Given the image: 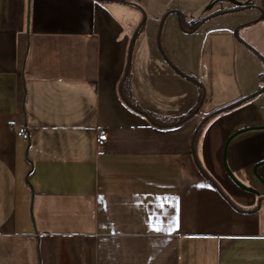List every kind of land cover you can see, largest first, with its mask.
Here are the masks:
<instances>
[{
  "label": "crops",
  "instance_id": "1",
  "mask_svg": "<svg viewBox=\"0 0 264 264\" xmlns=\"http://www.w3.org/2000/svg\"><path fill=\"white\" fill-rule=\"evenodd\" d=\"M209 1L0 0V264H264V127L225 150L258 193L223 164L229 135L264 124V0L223 11L227 0L208 12L223 11L201 24L199 47L183 43L193 31L176 11L202 18L189 9ZM141 22L132 99L166 120L197 103L195 81L205 88L179 124L150 122L120 94ZM237 101L193 146L201 115Z\"/></svg>",
  "mask_w": 264,
  "mask_h": 264
},
{
  "label": "trees",
  "instance_id": "2",
  "mask_svg": "<svg viewBox=\"0 0 264 264\" xmlns=\"http://www.w3.org/2000/svg\"><path fill=\"white\" fill-rule=\"evenodd\" d=\"M248 6H256V5H254L252 0H246L244 2H240L239 4H235L234 8L241 9V8H245V7H248ZM178 12H179V21H180L181 28L186 30V31L193 29L201 21V19L203 18L202 17V18H198V19L188 20L186 18L185 14L182 11H178ZM141 28H142V25L140 26V28L138 29L137 32H139ZM129 74H130V70L128 69L127 74L125 75V73H124L125 76L123 75V78H122V80L120 82V87H119L120 94H121L122 98L125 100V102L129 106H131L134 110L138 111L139 113L143 114L150 122H152L154 124L166 125V126L176 125V124H179V123L189 119L191 116H193L194 114H196L199 111V108L201 106L202 100H203L204 95H205V88H204V86L202 85L201 82L195 81L196 84L198 85V89H199L197 103L189 111H187L186 113L181 114V115H179L177 117H172V118H168V119L164 120V119L159 118L158 115H155V113L141 108L132 99V97L130 96V91H129ZM254 95H255V93L252 94L248 98H251ZM241 102H243V101H237V102H235V103H233L231 105L226 106L225 108H222V109H219V110H216V111H212V112L208 113L207 115H203L201 117V120H200V122L198 124V127H197V129H196V131L194 133V136H193V146H195V144H196V142H197V140H198V138H199V136L201 134L202 129L205 127L206 123L211 118H213L215 115L219 114L223 110L230 109V108H233V107L237 106ZM197 163H198V166L200 167L201 171L205 174V176L215 186H217V188H219V190L227 198H229L226 195V193L222 190V188L219 186V184L213 179V177L204 169L202 164L200 162H198V161H197ZM234 205L237 206L236 204H234Z\"/></svg>",
  "mask_w": 264,
  "mask_h": 264
},
{
  "label": "rangeland",
  "instance_id": "3",
  "mask_svg": "<svg viewBox=\"0 0 264 264\" xmlns=\"http://www.w3.org/2000/svg\"><path fill=\"white\" fill-rule=\"evenodd\" d=\"M214 1L215 0H210L209 2H207V3H204L203 5H202V7H200L199 9H197V10H194L193 8H190L189 9V16H201L202 15V17H204V16H207L209 13V11L211 10V9H214V8H221L222 6H223V4L225 3V4H227V0H221V1H217V2H215L214 3ZM197 5H199V3H196ZM224 4V5H225ZM196 5V6H197ZM203 12H205L204 14H203ZM160 23V20L159 21H157V25H156V27L157 28H159V24ZM236 26H238V25H236ZM202 25L201 26H199L198 27V29H196L195 31H193V32H191L190 34H187L188 36H186L185 35V39H183V43H185V44H188V43H190L189 45H191V46H193V47H199V44H200V42H201V33H200V31L202 30ZM159 30V29H158ZM188 38V39H187ZM192 41H191V40ZM156 40H157V44H159L160 45V43H161V30L160 31H157V35H156ZM191 41V42H190ZM196 48H194V49H192L193 50V52H194V50L196 49ZM128 59V58H127ZM130 60H131V53H130ZM186 61H188L189 63H188V65H186L185 63H184V70H186V71H192V72H194V73H197V68H196V66L190 61V59L189 58H187L186 59ZM183 64V63H182ZM182 69V68H181ZM129 70H130V64H129ZM183 70V69H182ZM203 115H207V114H202L201 115V117L203 116ZM201 120V119H200Z\"/></svg>",
  "mask_w": 264,
  "mask_h": 264
},
{
  "label": "water",
  "instance_id": "4",
  "mask_svg": "<svg viewBox=\"0 0 264 264\" xmlns=\"http://www.w3.org/2000/svg\"><path fill=\"white\" fill-rule=\"evenodd\" d=\"M217 1H219V0H215L214 1V3L215 2H217ZM236 4H239L240 3V1H236V0H233ZM234 9H237V8H231V9H226V10H223V11H230V10H234ZM222 10L221 11H218V12H216V13H213V14H211V15H207V16H205V17H203L202 19H201V21L193 28V29H191V30H188V31H195L207 18H209V17H211L212 15H215V14H217V13H222L223 12ZM177 12V14H178V17H179V12L178 11H176ZM167 14V13H166ZM162 18H164V16L162 17ZM162 20V19H161ZM143 22V21H142ZM142 22L140 23V25L138 26V28L136 29V31H135V33L133 34V36H132V39H131V43H130V48H129V51H128V59H127V63H126V68H125V75L127 74V71H128V69H129V64H130V53H131V49H132V43H133V40H134V38H135V36H136V33H137V31H138V29L140 28V26L142 25ZM179 23H180V21H179ZM124 75V76H125ZM251 96V95H250ZM250 96H248V97H250ZM248 97H245V98H248ZM258 127H264V124H262V125H254V126H249V127H245V128H241V129H239V130H236V131H234L231 135H229V137L227 138V140H226V143H225V147H224V155H223V164H224V167H225V169H226V171H227V173L229 174V176L233 179V181L237 184V185H239L240 187H242L243 189H245V190H248V191H252V192H255V193H258V191H257V189L255 188V187H253L252 185H249V184H247V183H245L244 181H242L239 177H237V175H235L234 173H233V171L230 169V167L228 166V164H227V161H226V157H225V150H226V145H227V143H228V141L234 136V135H236L237 133H239V132H242V131H244V130H246V129H252V128H258ZM262 162H264V161H261L260 163H262ZM260 163H257V164H255L254 165V168H256L257 166H258V164H260ZM259 177V176H258ZM260 178V177H259Z\"/></svg>",
  "mask_w": 264,
  "mask_h": 264
},
{
  "label": "built area",
  "instance_id": "5",
  "mask_svg": "<svg viewBox=\"0 0 264 264\" xmlns=\"http://www.w3.org/2000/svg\"><path fill=\"white\" fill-rule=\"evenodd\" d=\"M15 134L21 137L22 139H27L28 131L24 125H17L15 127ZM108 136L107 129L104 127H97L96 131V143L97 145H102Z\"/></svg>",
  "mask_w": 264,
  "mask_h": 264
}]
</instances>
